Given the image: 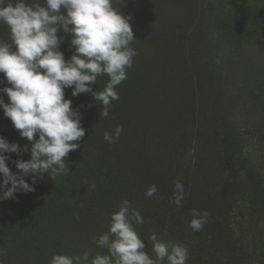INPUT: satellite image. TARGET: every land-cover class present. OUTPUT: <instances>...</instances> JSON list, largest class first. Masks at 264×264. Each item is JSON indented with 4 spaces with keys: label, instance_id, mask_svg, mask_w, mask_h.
<instances>
[{
    "label": "trees",
    "instance_id": "16d2710c",
    "mask_svg": "<svg viewBox=\"0 0 264 264\" xmlns=\"http://www.w3.org/2000/svg\"><path fill=\"white\" fill-rule=\"evenodd\" d=\"M114 7L131 17L137 55L127 79L116 87L119 99L112 101L108 118L99 117L102 105L90 93L74 97L65 89V99L81 114L85 135L79 141L109 151L107 156L122 143L129 157H137L143 143L146 152L152 150V160L143 159L148 168L143 187L145 192L153 184L158 188L145 198L161 219L154 230L159 239L183 244L199 264H264L262 48L231 52L208 0H114ZM7 33L1 32L0 40L11 43ZM57 35L64 37L59 50L68 60L74 52L71 36ZM107 82L101 76L91 87L103 90ZM6 86L0 73V89ZM0 96L9 102L5 93ZM117 125L123 132L110 144L103 134ZM14 129L0 108V137L14 143ZM5 155L8 162L15 153ZM140 169L134 163L123 170L140 175ZM154 171L156 182L146 181ZM175 180L185 190L179 208L169 204ZM193 208L209 214L198 232L189 227ZM144 243L152 246L148 239ZM48 259L37 256L33 264H49Z\"/></svg>",
    "mask_w": 264,
    "mask_h": 264
},
{
    "label": "clouds",
    "instance_id": "9594fccd",
    "mask_svg": "<svg viewBox=\"0 0 264 264\" xmlns=\"http://www.w3.org/2000/svg\"><path fill=\"white\" fill-rule=\"evenodd\" d=\"M130 19L114 7V0H0V24L8 26L11 40H0V73L10 85L0 89L9 100L5 103L0 96V108L31 144L30 150L27 146L21 149L18 143L0 137V201L14 198L17 191H34L37 178L45 173L54 181L70 172L65 158L80 147L74 141L84 137L85 129L79 110L65 99V89L71 88L74 97L90 93L102 105L99 117L108 118L112 101L119 99L116 87L127 79V69L137 55L131 47L136 39ZM59 31L71 36L74 52L68 60L59 50L64 39L57 35ZM105 75L108 82L104 89L93 91L91 85ZM122 132L123 126L117 125L112 133L104 132L103 139L114 144ZM37 134L38 139L34 138ZM22 151H30V159L16 160L15 167L22 174L13 173L5 153ZM26 176H30L31 184ZM173 183L169 204L179 208L185 198L184 185L180 180ZM157 192L153 184L145 195L153 197ZM190 214L189 227L201 231L207 223V210L193 208ZM143 223L140 211L124 199L119 210L111 214L108 231L96 240L107 254H56L49 264H165V260L167 264H187V247L161 240L155 232L147 238L154 254L150 256L133 226Z\"/></svg>",
    "mask_w": 264,
    "mask_h": 264
},
{
    "label": "rangeland",
    "instance_id": "374dc122",
    "mask_svg": "<svg viewBox=\"0 0 264 264\" xmlns=\"http://www.w3.org/2000/svg\"><path fill=\"white\" fill-rule=\"evenodd\" d=\"M208 2L216 26L228 36L231 52L245 53L251 47L262 48L259 52L264 54V0ZM0 25V33L9 34L8 26ZM154 124L160 126L158 122ZM12 137L21 149L27 146L30 150V142L22 138L17 129L13 130ZM34 138L38 139V135ZM77 143L80 147L65 158L70 171L67 175L53 181L45 173L37 178L34 191H17L14 198L0 201V250L6 257V264H33L37 256L50 260L56 254L70 257H82L85 252L90 256L107 254L97 246L96 240L108 231L110 216L119 210L124 199L129 200L132 208L139 210L143 217V224L133 225L143 242L160 226L161 219L145 198L143 187V176L148 170L143 159L145 156L151 161L152 150L146 152L143 143L138 156L129 157L127 146L122 143L117 152L107 156L109 151H96L83 141ZM142 152L145 153L142 155ZM18 159L29 160L30 151L15 153L11 162H6L11 172L22 174L15 167ZM134 163L141 165L140 175L123 170L131 169ZM144 178L155 183L157 172ZM24 179L32 183L30 176ZM151 247L148 245L146 249L154 257ZM0 257V264H5ZM187 264H199V260L189 255Z\"/></svg>",
    "mask_w": 264,
    "mask_h": 264
}]
</instances>
